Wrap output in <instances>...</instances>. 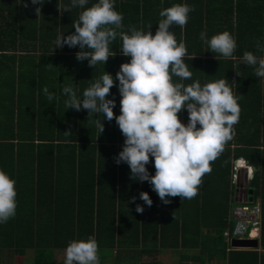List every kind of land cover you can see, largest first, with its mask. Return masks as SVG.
<instances>
[{
	"label": "trees",
	"instance_id": "trees-1",
	"mask_svg": "<svg viewBox=\"0 0 264 264\" xmlns=\"http://www.w3.org/2000/svg\"><path fill=\"white\" fill-rule=\"evenodd\" d=\"M93 2L89 0L84 7ZM178 2L193 6L183 28L170 26L177 41L183 39L187 47L184 60L192 77L184 83L225 78L240 96L241 109L233 138L211 162V171L203 175L202 180L208 182L199 185L191 198V207H197L194 216L190 207L171 213L147 181L132 180L127 163H116L124 137L115 118L109 121L102 114L88 118L85 109H65L66 97L61 91L65 84L74 83L81 95L105 70L115 77L121 63L130 59L121 54L119 36L112 45L115 55L93 68L87 59H76L78 45L54 46L59 33L74 31L73 21L81 8L63 11L69 0H44L42 5L31 0H0L3 23L9 29V33H0V168L15 178L17 189L16 215L0 224V251L24 256L33 250V264H63L56 261L57 249H65L72 239L94 235L101 264H113L110 257L118 260L123 251L135 255L132 264H206L218 256L228 264H264V253L258 250L228 252L224 235L233 229L230 213L239 202L233 199L231 187L233 160L244 157L256 167L250 186L252 201L261 200L260 242L264 249V169L259 168L264 161V78L256 77L252 66L240 62L244 51L256 52V42L264 41V0H116L114 6L123 14V28L118 31H127L129 25L144 29L151 25L154 33L162 19L160 9ZM223 30L236 37L237 47L230 58L207 50L199 38L201 31L211 37ZM37 46L56 61L45 64L42 59L29 67L34 51L30 48ZM44 86L54 93L52 101L43 93ZM4 87L12 92L11 97L2 94ZM26 92H31L29 98ZM108 95L116 100L113 111L119 114L120 94L115 83ZM179 116L186 122L187 110ZM95 119H102L101 133ZM28 123L31 130H25ZM20 166L25 170L22 179ZM147 167L154 173L151 162ZM141 191L152 192L151 209L139 198ZM137 204L144 207L143 212H136ZM169 249L196 252L188 260L174 263L155 257ZM138 254L150 258L137 259Z\"/></svg>",
	"mask_w": 264,
	"mask_h": 264
},
{
	"label": "clouds",
	"instance_id": "clouds-1",
	"mask_svg": "<svg viewBox=\"0 0 264 264\" xmlns=\"http://www.w3.org/2000/svg\"><path fill=\"white\" fill-rule=\"evenodd\" d=\"M31 3L42 5L44 0H31ZM115 3L116 0H94L84 7L89 5V0H69L63 8V11L74 7L82 10L73 21L74 31L67 35L59 33L55 47L78 45L76 59H87L94 68L98 63L105 65L115 55L112 45L119 36L121 54L130 58L121 63L115 77L105 70L81 95L77 94L74 83L65 84L61 89L66 97L65 109H85L88 118L96 114L109 121L115 118L124 137L115 161L127 163L131 179L147 181L164 203L175 196L191 199L197 195L203 175L211 171V162L234 136L241 110L240 96L234 94L225 78L203 84L199 80L184 83L192 77L184 60L187 47L183 39L177 41L170 26L183 28L193 11L192 5L178 2L161 8L162 19L153 33L151 25L147 29L129 25L127 31H118L123 28V14L115 8ZM35 11L38 14L40 7ZM199 38L207 44V50L224 58L232 57L237 47L236 37L229 30L211 37L201 31ZM255 48L256 52L244 51L240 62L252 66L256 77L264 78V41L258 40ZM114 83L120 94L119 114L113 111L116 100L108 95ZM43 93L49 101L54 99L48 86L43 87ZM185 109L186 122L179 116ZM94 123L101 133L102 119H95ZM150 162L154 173L147 167ZM243 167L247 168V164ZM139 198L151 206L147 191H141ZM16 209V180L0 168V224L14 217ZM135 210L141 213L144 207L137 204ZM63 264H101L95 236L70 240L64 249Z\"/></svg>",
	"mask_w": 264,
	"mask_h": 264
},
{
	"label": "crops",
	"instance_id": "crops-1",
	"mask_svg": "<svg viewBox=\"0 0 264 264\" xmlns=\"http://www.w3.org/2000/svg\"><path fill=\"white\" fill-rule=\"evenodd\" d=\"M2 12L0 10V33L1 32H5V33H9V29L8 26H6V23H3L4 19L2 18ZM5 30V31H4ZM31 50H34L33 52H31L30 54V66H33L32 64L35 65V63L41 62L42 59H46L45 63L48 61L50 64L53 60H55V58H48V54L45 53V55H43L44 53L41 52V48L39 46L34 47V48H30ZM1 52V51H0ZM12 53H8V56H11ZM2 58V54L0 53V60ZM6 59V58H5ZM56 61V60H55ZM38 65V64H37ZM4 78L6 79V75H4ZM9 79L11 81H13L12 77H9ZM16 81H17V77H16ZM6 90L2 92L3 95H5L6 97H11L12 96V92L9 91V89H7L6 87H4ZM52 93V92H51ZM31 92H26L25 95L29 98L30 97ZM28 120V119H27ZM30 121V120H28ZM31 122V121H30ZM31 123L25 124V130H31ZM24 130V129H23ZM234 146V145H233ZM25 154L23 155V158H25V155L27 154V150H24ZM244 163L247 164V168L243 167ZM264 161L261 160L260 161V170L264 169ZM21 169V173H19V179H22L24 177V169L23 167H19ZM28 168V166H27ZM256 171V167L254 165H252L251 163H249V161L247 159H245L244 157H240L238 159H234L233 160V169H232V176H231V184L234 189L233 192V199L237 202V201H243V200H248L249 195H250V188H252L250 186V182L252 180V178L254 177ZM234 173L238 174V178H234ZM21 174V175H20ZM17 179V178H16ZM206 179V178H205ZM204 179V180H205ZM28 178L23 181H25V185L26 187L28 186V182H27ZM21 181L19 180V183ZM208 181H203L201 182L200 186L202 187L203 185H205V183ZM23 183V184H24ZM149 195H152V192H149ZM161 200V199H160ZM160 202V201H159ZM153 206L154 203L152 202ZM151 204V205H152ZM184 204V206H180ZM195 204V203H194ZM193 205L192 199H181V197H170L169 198V203H165V206L167 208V210L171 211V213L173 212H177L178 208L180 209V207L183 209L189 208L190 207V211L192 214V216H194L195 214V210H197V207H194V209L191 207ZM152 207V206H151ZM150 206H148V209H151ZM160 207V206H159ZM158 207V208H159ZM156 207H153V209ZM158 210V209H157ZM189 216V215H188ZM232 216V211L230 213V218ZM210 218V217H209ZM189 221V220H188ZM190 221H193V218L190 219ZM261 237V235H260ZM260 237L258 238V246H249V247H245V246H235V245H230L227 241L228 244V252L232 249H252V250H258L261 253H264V249L261 246V242H260ZM196 251L194 250H188L186 251V253H183V251H178V250H165L164 252L160 253V254H156L155 257L158 258L159 260L166 262V263H174V262H179L181 260H188L190 255H194ZM135 254V253H134ZM219 254V252L217 253ZM185 255V256H184ZM137 259H148L150 258L148 255H143L142 254H138L136 255ZM185 257V258H184ZM193 258V257H192ZM191 258V259H192ZM110 260L113 264H132L136 258L135 255H133V253L130 252H121L120 254V258L118 260H115L114 257H110ZM140 260H138L139 262ZM191 262H193L192 260H190ZM206 264H228L227 259L224 258H220L219 256L216 257L215 259L208 261Z\"/></svg>",
	"mask_w": 264,
	"mask_h": 264
},
{
	"label": "built area",
	"instance_id": "built-area-1",
	"mask_svg": "<svg viewBox=\"0 0 264 264\" xmlns=\"http://www.w3.org/2000/svg\"><path fill=\"white\" fill-rule=\"evenodd\" d=\"M234 178L238 174L234 173ZM234 225L232 230H226V241L233 245L235 239H255L260 237L262 226L261 200L255 202L249 200L239 201L232 211ZM255 231V235L253 232Z\"/></svg>",
	"mask_w": 264,
	"mask_h": 264
},
{
	"label": "rangeland",
	"instance_id": "rangeland-1",
	"mask_svg": "<svg viewBox=\"0 0 264 264\" xmlns=\"http://www.w3.org/2000/svg\"><path fill=\"white\" fill-rule=\"evenodd\" d=\"M56 261L64 260V249H57L55 252ZM33 250H29L26 255H16L13 251H0V264H33Z\"/></svg>",
	"mask_w": 264,
	"mask_h": 264
},
{
	"label": "water",
	"instance_id": "water-1",
	"mask_svg": "<svg viewBox=\"0 0 264 264\" xmlns=\"http://www.w3.org/2000/svg\"><path fill=\"white\" fill-rule=\"evenodd\" d=\"M253 189L250 188V195L248 200L252 201L253 196H252ZM259 242L258 239H235L233 241V245L235 246H258Z\"/></svg>",
	"mask_w": 264,
	"mask_h": 264
}]
</instances>
